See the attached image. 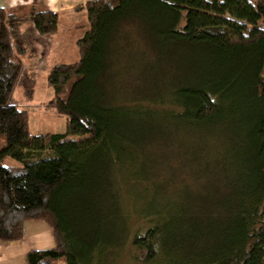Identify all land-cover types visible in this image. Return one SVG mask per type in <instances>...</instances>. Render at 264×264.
I'll return each instance as SVG.
<instances>
[{
	"label": "trees",
	"instance_id": "trees-1",
	"mask_svg": "<svg viewBox=\"0 0 264 264\" xmlns=\"http://www.w3.org/2000/svg\"><path fill=\"white\" fill-rule=\"evenodd\" d=\"M74 12L88 25L78 60L46 75L65 130L34 135L12 102L23 66L0 7V241L39 221L55 245L26 264H105L116 245L132 264H264V0ZM58 25V13L33 16L40 36ZM176 156L197 183L187 164L176 175ZM177 185L196 199L176 203Z\"/></svg>",
	"mask_w": 264,
	"mask_h": 264
},
{
	"label": "crops",
	"instance_id": "crops-1",
	"mask_svg": "<svg viewBox=\"0 0 264 264\" xmlns=\"http://www.w3.org/2000/svg\"><path fill=\"white\" fill-rule=\"evenodd\" d=\"M89 1L93 0H0V7L3 8L7 13L6 25L11 37V43L14 53L19 56L18 58L20 59L22 65H24L23 68L26 75H39V72L34 69H30V64H28V59L32 58L35 53L36 57H39L37 59L38 62H44V65L45 62H47L46 64L48 66L46 70H42V72L45 73V77L48 70L52 66L64 63L63 58L57 56V53L65 44L66 46L71 47V45L69 44L70 41H68L67 39L65 40L66 33H72L74 32V30L77 31L75 26L76 21H74L73 18L77 13H74L73 10L77 6L84 5ZM43 11H50L59 14L58 32L56 35H54L51 41L48 37H40L38 34H36L33 26V16ZM80 16L83 18V12L80 13ZM76 17L78 18V16ZM59 35H63L62 40L59 39ZM76 36L77 35H75L74 38H76ZM19 38H28L29 40H31V47L35 45V52L31 53V49L29 48L30 45L22 48L21 43L17 41ZM48 42H50V44H48ZM69 54L71 55L70 51L66 56H68ZM33 63L35 62L33 61ZM24 83L25 82L20 80L18 87H20L21 89L27 87L28 83H25V85ZM22 84L24 87L22 86ZM43 87L46 88V84H43ZM29 89H31V98H34L36 95H38V91L35 85L33 87L31 85ZM49 90L50 101V99H52V91L51 89ZM12 99V102H15H13V104L23 110H26L27 112L29 111L28 108H31V114L37 115L38 112H36V110H42L41 107H39V103L38 105L35 103L31 107L28 105L29 101L24 105L21 101L16 102L13 97ZM24 106L26 107L24 108ZM39 118L40 117L37 116L38 123L35 126L39 125L41 121ZM30 120L29 126L31 129ZM30 238L35 239L36 242H30V240H28ZM54 245L55 241L52 236V232L45 223L39 221L26 222L23 227V237L21 240L12 242L0 241V264H26L25 257L29 251L49 249L54 247Z\"/></svg>",
	"mask_w": 264,
	"mask_h": 264
},
{
	"label": "rangeland",
	"instance_id": "rangeland-1",
	"mask_svg": "<svg viewBox=\"0 0 264 264\" xmlns=\"http://www.w3.org/2000/svg\"><path fill=\"white\" fill-rule=\"evenodd\" d=\"M248 1L251 4H254V2H255V0H248ZM73 12H74V10H73ZM74 13H77V12H74ZM80 13L81 12L76 14V16H78V18L76 16L73 17L74 21H76V23L75 22L74 23H75L77 31L74 30V32H72V33H66V35L64 33L65 40L67 39L68 41H70L69 44L71 45V47L66 46V44H65V45H63L61 50L57 53V56H59L60 58H63L64 63H69V64L75 63L78 60V50L76 48V41L82 37L84 31L87 30V26H88L85 14L83 13V18H82L80 16ZM75 35H77L76 38H74ZM62 36L63 35H59V39L62 40L63 39ZM40 37H43V36H40ZM53 37L54 36H52L50 38L48 37V38L51 41L53 39ZM71 38H74V39H71ZM17 41L19 43H21L22 48L26 47L27 45H30L29 48L31 49V53L35 52V50H36L34 47L35 45H33L32 46L33 48H32L31 47L32 42L28 38H21V39L19 38ZM48 44H50V42H48ZM69 51H70L71 55L69 54L68 56H66L69 53ZM17 57H19V56H17ZM38 58L39 57H36V53H35V55L32 58L28 59V61H29L28 64H30V69H34V70L38 71L39 75L38 76H34V74H32L33 76L26 75V73H24V68L22 67V73L20 75V78H19L18 83L15 87V90H14L12 97L14 98V100H16V102L21 101L22 104H24V105L29 101L28 105L31 107L33 106V104L36 103L38 105V103H39V105H40L39 107H41L42 110H39V111L36 110V112H38L37 115L31 114L32 109L30 108L31 109L30 110L28 108V110H29L28 113L30 114V117H31V120H30L31 129L30 130H31L32 134L40 135V134H44V133H62L65 130L66 118L65 117H57L53 113L54 111H53L52 99H50V101H49L50 90L47 89V87L46 88L43 87V84L44 85L46 84V77H45V73H43L42 70H46L48 65L46 64L47 62H45V65H44V62H38L37 61ZM33 61L35 63H33ZM65 61H67V62H65ZM22 66H24V65H22ZM23 75H24V77H23ZM20 80H22L25 83H28L27 87H24L23 84H22V86L24 87V89L23 88L21 89L20 87H18ZM25 83H24V85H25ZM31 85H32V87L35 85L36 89L38 91V95H36L34 98L33 97L31 98V96H32L31 95V89H29ZM40 86H42V87H40ZM25 107L26 106H24V108ZM37 116L40 117L39 119L41 121H40L38 126H35L38 123ZM72 139L76 140L77 138L74 137ZM172 148L174 149L173 151H175V153H179V150H177L176 147L172 146ZM160 160H161L160 158H156V160L154 158V163H156ZM188 160H190V159H188ZM176 162H177V167L173 166V168H174L173 170L176 171V175L181 173L180 164L184 167L187 164L189 166V170H190L189 182L191 183V181H192L193 184L195 182L197 183L196 177L198 174L193 170L192 167H190V165L194 166L193 164H191L192 161H189L186 163L182 157L176 156ZM3 164L13 165V164H15V162L11 159H6L3 162ZM180 177H182V176H180ZM194 188H196V185H191L190 188H187L186 186H183V185H177L174 187V189L172 191H169V190L168 191L170 192L172 199H174V201L176 203L185 204L188 202L189 199H191V200L196 199V196H195L196 191L193 190ZM168 191H167V193H168ZM28 240H30V242H36L35 239L30 238ZM132 252H133L132 249H125L124 255L120 258L121 254H119L120 253L119 247H118V245H116V249H114V251L112 253H109V254L105 253V257H104L105 264H132L130 262V258H132L131 256L133 254ZM54 264H65V263L63 261H58V262H55Z\"/></svg>",
	"mask_w": 264,
	"mask_h": 264
}]
</instances>
